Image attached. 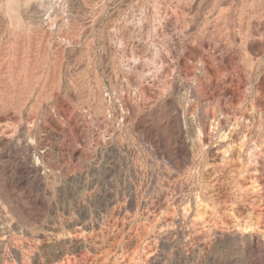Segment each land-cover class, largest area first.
I'll return each mask as SVG.
<instances>
[{"label": "rangeland", "instance_id": "1", "mask_svg": "<svg viewBox=\"0 0 264 264\" xmlns=\"http://www.w3.org/2000/svg\"><path fill=\"white\" fill-rule=\"evenodd\" d=\"M0 163V264H264V0H0Z\"/></svg>", "mask_w": 264, "mask_h": 264}, {"label": "bare ground", "instance_id": "2", "mask_svg": "<svg viewBox=\"0 0 264 264\" xmlns=\"http://www.w3.org/2000/svg\"><path fill=\"white\" fill-rule=\"evenodd\" d=\"M159 117V116H158ZM234 134V133H233ZM224 144V143H223ZM232 144H233V142H232ZM220 146H221V144H219ZM228 145L229 144H227V147H228ZM221 147H223V146H221ZM229 147H230V145H229ZM244 147V146H243ZM216 148V147H215ZM220 148V147H219ZM224 148H225V146H224ZM222 149V148H221ZM242 149V148H241ZM218 150H220V149H218ZM227 150V149H226ZM259 150V149H258ZM217 151V150H216ZM242 151H243V149H242ZM212 152V151H211ZM219 152V154L220 153H222L223 152V150L222 151H218ZM226 152H229V151H225V155L226 154H228V153H226ZM232 152H233V150H232ZM213 153V152H212ZM230 153V152H229ZM237 153H239V152H237ZM258 153V152H257ZM211 154V153H210ZM240 154V153H239ZM252 154H254V153H252ZM221 155V154H220ZM222 155H224L223 153H222ZM231 155V154H230ZM2 156V155H1ZM213 156V155H212ZM216 156V155H215ZM239 156V155H238ZM252 156V155H251ZM230 157V156H229ZM239 157H241V156H239ZM238 157V158H239ZM252 158V157H251ZM254 158V157H253ZM7 159V158H6ZM252 160V159H251ZM254 160V159H253ZM251 162V161H250ZM258 162V161H257ZM23 164V163H22ZM0 165H1V163H0ZM2 167V166H1ZM19 167V166H18ZM20 167H21V165H20ZM20 167H19V170H20ZM17 168V167H16ZM254 168V167H253ZM7 170V169H6ZM257 176H259V175H257ZM261 176V175H260ZM259 176V177H260ZM12 181V180H11ZM14 181V180H13ZM17 182V181H16ZM14 185V184H13ZM254 185H256L255 187H259V186H261V185H258L257 184V182H255V184ZM263 189V188H262ZM259 192H261V191H259ZM257 195V194H256ZM261 198V197H260ZM199 199V198H198ZM255 199V198H254ZM179 201V200H178ZM257 204V203H256ZM264 205V204H263ZM262 205V206H263ZM207 213V212H206ZM209 214V213H208ZM253 214V213H252ZM254 214H255V212H254ZM201 215V214H200ZM205 215V214H204ZM207 215V214H206ZM256 215V214H255ZM199 216V215H198ZM211 216V215H210ZM258 216V215H257ZM261 217V216H260ZM200 218V217H199ZM206 218H207V216H206ZM204 219V218H203ZM253 219V218H252ZM206 220V219H205ZM251 220V219H250ZM254 220V219H253ZM247 222V221H246ZM245 222V223H246ZM250 222V221H249ZM207 223V222H206ZM248 223V222H247ZM258 223V222H257ZM263 223V222H262ZM208 224V223H207ZM241 224V223H240ZM250 224H251V222H250ZM243 225V224H242ZM247 225H249V224H246V226ZM256 225V224H255ZM258 225H259V223H258ZM258 225H256V226H258ZM241 226V225H240ZM250 226V225H249ZM248 226V227H249ZM256 226H254L255 227V230H256ZM247 227V228H248ZM244 228V227H243ZM263 228V227H262ZM261 228V229H262ZM242 229V228H241ZM246 229V228H245ZM249 229V228H248ZM251 229V228H250ZM249 229V230H250ZM3 230V229H2ZM259 230V229H258ZM243 231H244V229H243ZM246 231H247V229H246ZM261 231V230H260ZM256 232V231H255ZM4 233V232H3ZM242 233V232H241ZM249 233V232H248ZM247 232H245V234L246 235H244V236H242V238H243V240L245 241V243H247V245H248V251H253V250H255L256 249V245H257V241H259L260 240V237L258 236V233L257 234H248ZM244 234V233H243ZM264 234V233H263ZM262 234H260V236H261ZM3 236V235H2ZM4 236H6V235H4ZM3 236V237H4ZM227 236V235H226ZM263 236V235H262ZM232 237V236H231ZM230 237V238H231ZM237 237V236H236ZM5 238V237H4ZM227 238V237H226ZM239 238V237H238ZM238 238H235V239H238ZM1 240H2V238H1ZM230 240H232V239H230ZM242 240V239H241ZM3 241H4V239H3ZM238 242V241H237ZM243 242V241H242ZM222 247V246H221ZM224 248V247H223ZM243 250V249H242ZM58 251V250H57ZM245 252V251H244ZM58 253V252H57ZM243 253V252H242ZM55 254V253H54ZM54 256V255H53Z\"/></svg>", "mask_w": 264, "mask_h": 264}]
</instances>
